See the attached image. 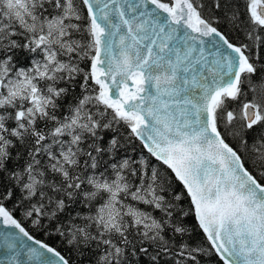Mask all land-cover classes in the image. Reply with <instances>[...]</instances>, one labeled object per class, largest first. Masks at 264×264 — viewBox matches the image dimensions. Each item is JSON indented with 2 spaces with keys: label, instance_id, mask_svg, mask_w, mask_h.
<instances>
[{
  "label": "snow or ice",
  "instance_id": "6c2138e0",
  "mask_svg": "<svg viewBox=\"0 0 264 264\" xmlns=\"http://www.w3.org/2000/svg\"><path fill=\"white\" fill-rule=\"evenodd\" d=\"M244 3L0 0V264H264Z\"/></svg>",
  "mask_w": 264,
  "mask_h": 264
},
{
  "label": "trees",
  "instance_id": "16d2710c",
  "mask_svg": "<svg viewBox=\"0 0 264 264\" xmlns=\"http://www.w3.org/2000/svg\"><path fill=\"white\" fill-rule=\"evenodd\" d=\"M237 2H238V5H239V10H240V12L241 13H244L245 12V3H244V0H237ZM261 3H264V0H261ZM259 55H260V62L261 63H264V46H262L261 48H260V50H259ZM259 79V77L257 76V77H253V80L254 81H256V80H258ZM78 91V90H77ZM251 95V94H250ZM179 185H177V188L179 189ZM188 203H189V201H188V199H184L183 200V205L185 206V207H187L188 206ZM185 223L186 224H188L189 226H195V224H196V221H195V218H194V216H192V215H189L186 219H185ZM27 226V225H26ZM36 236H37V238L38 239H45L48 243H50V244H57V238H55V237H52V238H48V237H45L42 233H34ZM194 239H196V240H200V239H202L203 238V236H202V233H200V232H197L195 235H194V237H193ZM211 264H214V259H213V261L211 262Z\"/></svg>",
  "mask_w": 264,
  "mask_h": 264
},
{
  "label": "water",
  "instance_id": "95a60500",
  "mask_svg": "<svg viewBox=\"0 0 264 264\" xmlns=\"http://www.w3.org/2000/svg\"><path fill=\"white\" fill-rule=\"evenodd\" d=\"M256 7H257V10L260 11V10L264 9V3H260V4L257 5ZM0 230H9V229H6L5 226L0 225ZM10 231H15V230H10ZM29 243H31V242H29ZM3 250H4V249H3V241L0 240V252H3ZM21 259H22L23 261H25V264H34V262H29V261H27V258H26V257H23V256H22Z\"/></svg>",
  "mask_w": 264,
  "mask_h": 264
}]
</instances>
